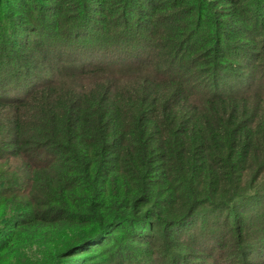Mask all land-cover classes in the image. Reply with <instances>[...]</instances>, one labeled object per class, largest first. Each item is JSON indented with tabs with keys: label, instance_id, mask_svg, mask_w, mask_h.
Wrapping results in <instances>:
<instances>
[{
	"label": "trees",
	"instance_id": "obj_1",
	"mask_svg": "<svg viewBox=\"0 0 264 264\" xmlns=\"http://www.w3.org/2000/svg\"><path fill=\"white\" fill-rule=\"evenodd\" d=\"M0 264H264V0H0Z\"/></svg>",
	"mask_w": 264,
	"mask_h": 264
},
{
	"label": "rangeland",
	"instance_id": "obj_2",
	"mask_svg": "<svg viewBox=\"0 0 264 264\" xmlns=\"http://www.w3.org/2000/svg\"><path fill=\"white\" fill-rule=\"evenodd\" d=\"M98 53H99V52H98ZM76 58H77L76 60H78V59H79V56H77ZM251 216H253V214H250V215H248L247 217H251Z\"/></svg>",
	"mask_w": 264,
	"mask_h": 264
}]
</instances>
